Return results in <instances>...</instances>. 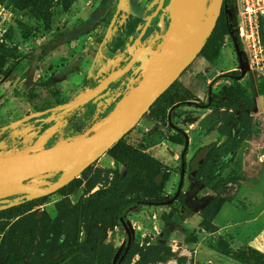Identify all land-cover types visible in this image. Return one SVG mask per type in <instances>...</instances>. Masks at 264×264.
Listing matches in <instances>:
<instances>
[{
  "label": "rangeland",
  "instance_id": "rangeland-1",
  "mask_svg": "<svg viewBox=\"0 0 264 264\" xmlns=\"http://www.w3.org/2000/svg\"><path fill=\"white\" fill-rule=\"evenodd\" d=\"M123 2L118 10L110 2L105 5L104 0H76L66 11L56 6L48 28L27 11L13 6L11 0L0 3V39L9 31L12 45L20 54L18 59L10 58L0 74V156L36 151L78 138L86 128L101 126L104 120L100 119L115 108L123 93L142 76L158 51L152 50L150 42L162 38L155 25L160 19L154 18L139 42L131 45L158 0ZM201 9L203 22L209 23L211 5L203 0ZM223 16L221 9L209 39L204 41L207 52L193 60L196 62L199 56L207 60L195 82L201 98L180 81L187 69L194 68L192 62L122 138L147 153L148 146L156 145L165 132L168 133L172 98L191 97L206 102L209 84L219 94L213 108L204 110L201 126L190 129L185 171L178 193L183 145L176 152V159L174 152L161 148L165 157L172 158L170 165L154 157L162 163L158 171L169 170L170 175L162 190L154 185L147 187V191H161L169 202L136 203L123 209V222L131 232L133 247L131 253H126L125 264H264V67L247 68L232 47L225 44ZM161 17L164 19L165 12ZM133 56L138 58L126 71L125 78H117L87 101L88 109H94L90 121L80 123L78 120L79 113L88 110L84 104L57 109L58 105L89 96ZM239 66L246 67L238 81L253 105L238 103L233 110L228 108L226 100L233 77L244 70L238 69ZM222 111L230 114V131L223 134L219 133L217 124ZM201 112L194 105H177L174 113L180 118L175 121L186 126L194 123ZM34 113L31 118L22 119ZM16 120L19 122L1 130ZM245 123L250 124L252 132L240 138L239 132ZM121 169V163L114 162L106 152L65 190L49 194L27 207L7 209L25 193L18 189L6 191L0 194V209L4 210L0 223H12L28 212H44L49 223L53 222L59 214L60 200L71 207L80 197L107 187L113 172ZM60 174L39 175L29 183L46 187ZM144 176L131 182L133 190H143L151 180L150 175ZM216 196L220 198L216 213L207 219L208 223L201 225L202 208ZM93 216L91 213L85 220L89 223L81 227V248L85 257L90 258L95 254L96 242L101 239L113 248L114 255L107 261L112 264L127 244L123 222L105 227L91 221ZM67 226V237L71 238V225ZM95 226L103 227L96 230ZM48 228L49 224L46 229L40 225L28 229L26 241L34 244L33 257L51 254L57 247L58 243L51 245Z\"/></svg>",
  "mask_w": 264,
  "mask_h": 264
},
{
  "label": "trees",
  "instance_id": "trees-1",
  "mask_svg": "<svg viewBox=\"0 0 264 264\" xmlns=\"http://www.w3.org/2000/svg\"><path fill=\"white\" fill-rule=\"evenodd\" d=\"M4 0H0L2 3ZM12 5L20 10L27 11L32 17L40 21L45 27H49L51 23V18L53 16L54 7L60 6L63 10H68L72 3L76 0H11ZM203 1V0H202ZM201 1V5H202ZM206 2L212 6L213 0H206ZM169 4V0H164L162 10ZM162 10L159 12L155 18H159L160 21L157 22V27L159 32L163 36L166 30V24L168 23V12H165V17L162 19ZM223 17L225 14L223 12ZM264 21L261 25V36L264 45V33H263ZM213 32V31H212ZM224 32L225 35L229 33V23L226 18H224ZM224 35V36H225ZM8 38V39H7ZM11 35L8 32L4 33V37L0 39V74L3 72L4 65L10 59H18L19 53H16V47L12 45ZM206 39H209V35ZM10 40V41H9ZM163 42L161 38L160 41L155 40L152 42V50H158ZM206 43L204 42L200 48L198 55L204 56L207 52L205 49ZM211 46V45H210ZM196 56L191 60L190 64L196 58ZM189 64V65H190ZM121 69V68H120ZM127 75L124 72L119 78L123 79ZM141 78V77H140ZM138 78L134 81L131 87L135 86L139 81ZM176 81V80H175ZM174 81V82H175ZM173 82V83H174ZM172 86V85H171ZM170 86V87H171ZM169 87V88H170ZM168 88V89H169ZM167 89V90H168ZM166 90V91H167ZM166 91L156 100L158 101ZM230 96H227V106L233 110H236V105L238 103H250L253 105L252 100L246 98L243 94L239 81L233 79L231 87L229 89ZM125 91L122 97L126 94ZM206 102H200L198 100H193L191 97H180L175 96L170 101V106L175 104H187L186 101L196 102V106L201 109H212L213 105L216 103L219 94L211 90L207 91ZM93 99V98H92ZM155 101V102H156ZM88 109L87 102L84 103ZM194 105V104H193ZM94 114V109L89 108L87 112L82 110L78 115V120L80 123L83 121H90ZM220 118L217 121L219 133H228L230 131L229 126V113L222 111ZM106 115L105 117H107ZM168 134V138L171 141L184 145L185 133L182 129L177 127ZM88 129L86 128L82 134H85ZM90 131L89 133H92ZM252 132L250 124L241 126L239 132L240 138H246ZM141 147H133L123 139H120L115 143L107 152L113 158L114 162L121 163L122 169L120 171H114L113 177L110 184L102 189L89 194L88 196H83L78 199V201L71 207L66 206L65 200H60L57 204V210L59 214L57 218L50 222L44 212L35 214L34 212H28L12 223H0V264H107V261L114 255L113 248L107 244H104L102 240L96 242L94 246L93 256L85 257V251L81 248L79 242V234L81 232V227L86 222L85 220L91 213L94 215L92 220L94 223L100 222L101 225L105 227H110L113 225L120 224L119 209L122 205L130 201H146V202H163L166 201V196L163 192L155 193L154 191H147V187L156 185L159 190L163 189L165 182L168 180L170 175L169 170L166 172L158 171V168L162 167V163L152 157L151 155L143 152ZM186 149L181 152V162H185ZM194 153L192 159L196 156ZM61 175V174H60ZM59 175V176H60ZM144 175H150L151 180L143 186V190L131 188V182L136 179L145 177ZM54 178V181L59 177ZM75 179V178H74ZM144 181V180H142ZM29 183V180L27 181ZM73 182H69L64 187L59 190L63 191L69 187ZM44 188V186H39ZM58 191V190H57ZM142 191V193H141ZM48 196V195H47ZM47 196L39 197L32 200H27L25 195L23 198H16L15 203L10 205L7 209H13L14 207H27L28 205L35 204ZM220 198L213 197L201 210V225H205L207 219L212 217L219 206ZM28 210V209H27ZM4 210L0 209V215ZM2 216H0L1 218ZM71 225L72 237H67V224ZM49 224L47 232L51 234V245L57 244V247L53 249L51 254L42 255L40 258L33 257V242L31 240L26 241V235L28 229L36 228L38 225L45 228ZM95 226L96 230H102V227ZM102 233V231H100ZM56 245V244H55ZM132 246L130 245L128 252H132ZM42 251V250H41ZM96 253H99L98 255ZM120 252L116 260L112 264H117L121 254ZM127 256L120 260L119 264H125Z\"/></svg>",
  "mask_w": 264,
  "mask_h": 264
},
{
  "label": "water",
  "instance_id": "water-1",
  "mask_svg": "<svg viewBox=\"0 0 264 264\" xmlns=\"http://www.w3.org/2000/svg\"><path fill=\"white\" fill-rule=\"evenodd\" d=\"M202 0H169V4L162 10L164 0L158 3L152 13L145 20L139 34L135 38L132 47L139 42L144 35L151 19L162 10L168 12V24L163 42L156 55L150 61L137 84L131 87L118 101L115 108L104 118L99 127H90L85 134L71 140H66L49 147L18 155L0 156V187H21L27 200L47 196L67 185L77 178L89 165L106 153L115 143L122 139L149 110L155 101L179 78L182 72L198 54L207 36L213 29L225 0H213L212 17L206 28L202 27L203 14L201 9ZM147 49V46L145 47ZM133 56L114 76L107 77L91 94L82 100H75L57 106L62 110L64 107H73L86 103L96 94L101 92L107 85L124 72L137 60ZM241 62V61H240ZM239 76L233 79H241L245 73L242 68ZM212 84H209V91ZM194 104V101H186ZM178 105V104H175ZM171 111V110H170ZM29 114L22 119L34 116ZM170 118V112L168 114ZM21 119V120H22ZM19 120L1 127V130L13 126ZM93 131L92 133H89ZM188 145V137H185L183 149ZM182 155V154H181ZM185 171V163L181 162L180 180L176 194L181 188ZM61 172V175L44 188L36 187L27 181L39 175ZM169 202H146L130 201L119 209V218L123 222L122 211L125 207L136 203L164 204ZM123 226L127 233V244L117 264L126 255L131 244V232L126 224ZM119 254L116 255V258ZM115 258V260H116Z\"/></svg>",
  "mask_w": 264,
  "mask_h": 264
},
{
  "label": "built area",
  "instance_id": "built-area-1",
  "mask_svg": "<svg viewBox=\"0 0 264 264\" xmlns=\"http://www.w3.org/2000/svg\"><path fill=\"white\" fill-rule=\"evenodd\" d=\"M226 13L230 16L229 33L224 36L225 44L232 47L247 68L263 69L261 25L264 21V0H226ZM242 68L246 69L244 66L238 67Z\"/></svg>",
  "mask_w": 264,
  "mask_h": 264
},
{
  "label": "crops",
  "instance_id": "crops-1",
  "mask_svg": "<svg viewBox=\"0 0 264 264\" xmlns=\"http://www.w3.org/2000/svg\"><path fill=\"white\" fill-rule=\"evenodd\" d=\"M112 3L113 6H117V10L121 9V7L123 6L124 2L123 0H104V4L106 5V3ZM152 12V11H150ZM196 62H193L195 64L192 63V65H194L193 69H187L181 76H180V81L182 83V85L188 89L189 91H191L192 93H194V95L198 98H201L200 94H198V92H196L197 89V85H196V81H197V74L200 72L201 69L205 68L206 62L207 60L204 59L203 57L199 56V58H197V60H195ZM180 105V104H178ZM193 105V104H190ZM177 105H174L169 111L170 112V118H168L169 122L168 124L170 125L169 129H171L169 131L168 129V133H171L174 129V127H177L179 129H182L183 132L185 133V135L189 138L190 137V129L194 126H201L200 122L203 118V114H204V110H208V109H201L198 106H196L197 108H199V110L201 109L202 112L200 113L199 117L196 119V121L194 123H189L186 126L181 125L180 123L176 122L175 120H177L178 118H180L179 115H177L176 113H174V109ZM169 114V113H168ZM105 118V117H104ZM104 118L100 119V121H103ZM168 133L165 132V136H163L159 142H157L156 145H151L148 146L146 148V152L153 156L156 157L157 159H159L162 163L166 164V165H170L171 162L173 161L172 158H167L163 155L161 148L165 151H168V153L170 152H174V159L177 158V151L181 150L182 144L176 143L174 141H171L168 138ZM185 143V142H184ZM188 143H189V139H188ZM184 146V145H183Z\"/></svg>",
  "mask_w": 264,
  "mask_h": 264
},
{
  "label": "bare ground",
  "instance_id": "bare-ground-1",
  "mask_svg": "<svg viewBox=\"0 0 264 264\" xmlns=\"http://www.w3.org/2000/svg\"><path fill=\"white\" fill-rule=\"evenodd\" d=\"M209 23H206L205 20L202 24V27L206 28ZM21 190V187H15V186H8V187H0V194H3L6 191H13V190Z\"/></svg>",
  "mask_w": 264,
  "mask_h": 264
},
{
  "label": "flooded vegetation",
  "instance_id": "flooded-vegetation-1",
  "mask_svg": "<svg viewBox=\"0 0 264 264\" xmlns=\"http://www.w3.org/2000/svg\"><path fill=\"white\" fill-rule=\"evenodd\" d=\"M155 7H156V6H155ZM153 10H154V9H153ZM153 10H152V11H153ZM222 11L224 12V14H225V18L227 19V21H229L228 14L226 13V0H225V7L222 8ZM159 12H161V10H160ZM159 12H158V13H159ZM151 13H152V12H151ZM151 13H150V14H151ZM158 13H157V14H158ZM155 17H156V16H155ZM155 17H153V18L151 19L150 26H151V23H153V21H154L153 19H154ZM156 19H158V18H156ZM168 20H169V19H168ZM159 21H160V20H159ZM159 21H158V22H159ZM144 22H145V21H144ZM167 24H168V23H167ZM155 25H156V27H157V22H156ZM155 25H154V26H155ZM154 26H153V27H154ZM147 28H148V27H147ZM166 28H167V27H166ZM157 29H158V27H157ZM146 31H147V29H146ZM146 31H145V32H146ZM158 31H159V29H158ZM144 34H145V33H144ZM154 41H155V40L152 39L150 43L152 44V42H154ZM159 48H160V47H159ZM208 90H209V89H208Z\"/></svg>",
  "mask_w": 264,
  "mask_h": 264
}]
</instances>
